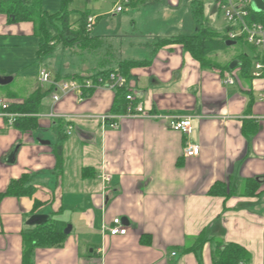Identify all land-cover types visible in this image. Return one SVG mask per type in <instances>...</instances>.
Wrapping results in <instances>:
<instances>
[{
    "label": "crops",
    "instance_id": "crops-1",
    "mask_svg": "<svg viewBox=\"0 0 264 264\" xmlns=\"http://www.w3.org/2000/svg\"><path fill=\"white\" fill-rule=\"evenodd\" d=\"M130 1L72 0L68 8L76 30L83 14L96 18L89 32L101 45L78 48L114 59L117 66L108 70L149 62L127 80L144 113L114 115L115 128L101 116L113 115L116 89H83L81 101L69 93L52 108V85L39 82L46 69L34 24L9 23L0 14V77L12 78L0 85V100L21 105L38 91L47 93L33 115L34 130L18 124L20 113L10 112L18 115L13 123L0 115V264H23L24 233L37 226L28 224L35 215L71 232L64 231L60 247L36 249L33 264H212L220 242L244 247L251 256L246 264H264V80L252 77L253 63L244 73L230 69L238 60L227 58V49L211 56V68L179 44L155 50L159 38L199 30L194 2L203 6L204 0ZM42 8L55 14L62 0H42ZM116 44L124 55L113 53ZM227 77L235 84H225ZM60 78L50 77L51 84ZM172 116L192 118L188 138L170 129L166 118ZM60 135L61 162L55 151ZM188 140L200 147L198 156H184ZM25 175L33 195L1 196ZM255 181L260 189L250 194ZM115 218L128 222L126 235L103 232ZM204 232L208 242L200 255L187 251Z\"/></svg>",
    "mask_w": 264,
    "mask_h": 264
},
{
    "label": "trees",
    "instance_id": "trees-1",
    "mask_svg": "<svg viewBox=\"0 0 264 264\" xmlns=\"http://www.w3.org/2000/svg\"><path fill=\"white\" fill-rule=\"evenodd\" d=\"M71 2L72 0H62V9L55 14H49L43 10L42 0H0V14L6 15L9 23L32 22L34 24V36L39 39V59H43L45 56L50 55L57 46H61L63 49H73L75 47L81 49H95L99 47L102 42L98 40V38H92L87 29L89 18L87 14L82 15L79 28L77 30L73 28L70 21V11L68 9ZM143 4H146L145 0L130 1V5L141 6ZM215 10L217 11L216 8ZM253 12L252 14L255 16V20L264 21V12ZM193 14L196 22L201 26L196 33L192 35H178L170 38H159L154 43V47L155 50H158L168 45H182L203 68H211V56L228 49L226 45L228 41L227 36L205 25L203 22L204 9L201 3L194 2ZM228 27L227 25L226 31ZM238 61L241 63L239 67L242 69L243 73L250 71L253 61L248 56L243 55ZM147 63L149 62H121L117 69L100 71L99 74L90 76L89 78L94 79V82H98L99 77L109 79L110 75L116 72L130 81V71L136 67L145 66ZM70 78L80 82H83L84 79H88L80 75H72ZM116 90V99L111 113L113 115H125L127 114L129 105L127 96L131 94V92L128 87L118 88ZM49 91L51 92L52 90ZM49 91L48 93H50ZM46 95L47 93L38 91L27 98L21 105L10 104L9 111L22 114L17 121L18 124H22L28 131L34 130L37 128L38 124L37 119L33 115L38 113L41 99ZM64 138L65 136L60 135L55 150L60 162ZM27 180V175L19 180H12L7 190L2 193L1 196L20 197L33 195V188L26 187ZM252 183H254V186L250 194H256L260 186L256 181ZM212 195H217V192L213 191ZM65 229L66 226L63 223L50 219L41 225L35 226L33 230H28L24 233L23 264H33L32 257L35 250L38 248L62 246L67 238L64 234ZM197 242L198 245L196 247H191L187 251H195L200 255L202 247L208 242V237L205 232L199 236ZM250 260V253L244 247L235 243H217L212 253V264H246ZM198 264L201 263L199 262Z\"/></svg>",
    "mask_w": 264,
    "mask_h": 264
},
{
    "label": "built area",
    "instance_id": "built-area-1",
    "mask_svg": "<svg viewBox=\"0 0 264 264\" xmlns=\"http://www.w3.org/2000/svg\"><path fill=\"white\" fill-rule=\"evenodd\" d=\"M214 4L217 11L223 15L229 26L226 31L227 40L235 42L241 40L256 49L255 54L257 53V55L253 62L252 77L264 80V21H257L254 19L255 16L252 14L253 9L251 7L252 0H215ZM121 11L122 7H119L118 12ZM95 24L96 19L94 17H89L87 22L88 31H92ZM50 77V74L46 70H41L39 72L40 84L42 86L52 85V108L61 101L62 97L69 93H78L81 101L83 99V89L105 87L114 90L128 87L127 79L116 72L110 75L108 82L99 78L97 84H94L89 78L84 79L83 82L73 80L70 83L59 84V82H56L55 84H51ZM224 83L233 85L235 84V80L232 77H227ZM127 100L129 102L127 116L141 115L144 113L142 105L136 103L133 94H129ZM262 100L264 101V96H262L261 101ZM9 108L10 103L0 100V115L6 117L8 122L13 123L18 115L10 113ZM52 115L56 116L54 112ZM115 119L116 116L114 115L101 116L102 124H108L111 128L117 126L114 121ZM166 119L171 130L179 132L187 136V138L192 134V118L172 116ZM199 154L200 147L188 140L184 147V156L189 158L198 156ZM103 232L111 236H124L127 234L128 228L121 218H115L112 225L103 226Z\"/></svg>",
    "mask_w": 264,
    "mask_h": 264
},
{
    "label": "rangeland",
    "instance_id": "rangeland-1",
    "mask_svg": "<svg viewBox=\"0 0 264 264\" xmlns=\"http://www.w3.org/2000/svg\"><path fill=\"white\" fill-rule=\"evenodd\" d=\"M214 1L215 0H204L203 2L204 13L207 19L204 23L206 26H211L212 28L216 29L219 33L226 34L227 22L222 14H218L217 12H215ZM115 48L116 50L113 53L117 57L126 53L120 48L119 45H117ZM255 50L256 49H253V47L248 43L239 40L234 45L228 47V55H226L227 58L233 57V59L237 60L244 55L253 60ZM105 52L107 53V51ZM90 55L91 52L87 50H81L78 47L73 49H63L61 46H57L54 52H52L50 55L45 56L39 61V63L44 66V69H46V71L50 74L51 79H53L55 76H57L58 73H60L62 78L58 80L59 84L70 83L71 81H73L70 76L75 73H83L84 71L88 72V75H93L94 71H97L96 73H98L99 70L104 71L105 69L108 70L111 67L117 66L114 59H111L110 62H107L104 60L105 56L98 59V57L92 58V56ZM101 63H104V65H101ZM94 66H96L95 70L92 69Z\"/></svg>",
    "mask_w": 264,
    "mask_h": 264
},
{
    "label": "water",
    "instance_id": "water-1",
    "mask_svg": "<svg viewBox=\"0 0 264 264\" xmlns=\"http://www.w3.org/2000/svg\"><path fill=\"white\" fill-rule=\"evenodd\" d=\"M251 7L253 9L254 12L256 13H262L264 12V0H252V4H251ZM236 42L234 41H227L226 42V45L228 47L234 45ZM240 65V62L239 61H236V62H233L231 65H230V69H234L235 67H239ZM12 80L11 77H0V85H5V84H8L10 83ZM49 218L46 217V216H42V215H35L33 216L30 221L28 222V224L30 226H34V225H41L43 223H45ZM123 222H125V224H127L128 222L126 221V219H123ZM71 232V227L68 226L67 229L65 230V234L66 235H69Z\"/></svg>",
    "mask_w": 264,
    "mask_h": 264
}]
</instances>
